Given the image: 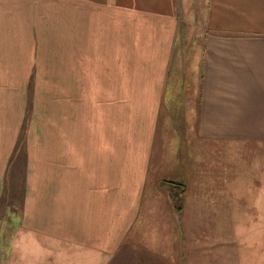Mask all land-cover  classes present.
<instances>
[{
  "label": "crops",
  "instance_id": "1",
  "mask_svg": "<svg viewBox=\"0 0 264 264\" xmlns=\"http://www.w3.org/2000/svg\"><path fill=\"white\" fill-rule=\"evenodd\" d=\"M172 131L185 140L192 175L170 186L176 209L191 210L192 225L196 208L210 225L217 211L225 223L238 212L254 226L242 240L258 242L264 0H0V181L9 171L10 183L19 181L6 192L17 193L19 231L60 243L15 252L12 263L168 261L157 238L137 250L130 236L147 180L164 168L154 164L158 140L175 141ZM199 149L223 170L207 171ZM233 149L240 155H225ZM245 157L256 165L237 179L226 163ZM160 179L153 192L162 206ZM246 253L259 264V251Z\"/></svg>",
  "mask_w": 264,
  "mask_h": 264
},
{
  "label": "rangeland",
  "instance_id": "2",
  "mask_svg": "<svg viewBox=\"0 0 264 264\" xmlns=\"http://www.w3.org/2000/svg\"><path fill=\"white\" fill-rule=\"evenodd\" d=\"M192 8L193 13L199 16V12L196 11L194 6ZM179 14L180 17H182L180 9ZM170 133L172 134H169V138H173L175 141L166 140L165 138L167 142H164V139L158 140L159 153L156 156V161L159 163L155 162L154 164H161L164 168L159 173H156L155 168H153L147 180V201L143 205L141 220H139V224L135 226L130 236V242H134L138 250L140 247H146L147 242L155 246L154 240L157 238L159 242L158 245H165V253L170 257L164 264H192L193 262L194 264H255L247 257L246 251L249 250L254 252L259 251V264H264V210L259 211V241L249 242L243 241L241 237L247 233L246 231L253 229L254 226H247L245 223L247 220L242 221L239 217L236 218L238 212H232V223H225L224 211H217L215 214L216 220L214 219V223L210 225L208 211L196 208L197 211H200V219L198 220V224L192 225L191 219H193L195 215L191 217V210L185 211L184 216V214L176 209V196L171 193L170 186L176 187L180 182H187L189 180L186 175L189 174L191 177L192 175L190 168L186 165L187 155L185 151H187V149L186 144L184 146L185 140H180L179 135H177L175 131ZM161 142L164 143L161 145ZM197 153V158L201 162V165L209 166L206 169L207 171L212 168L210 164L213 166L220 165L222 169L223 164L211 162L208 156L209 154L203 153V149H199ZM223 153L224 150L222 148V154ZM229 154H231V156L240 155V151L233 149L231 152L228 151L225 155ZM259 154H264L263 150L259 149ZM244 161L245 162H240L239 159H233V162L226 163L228 166L227 170H230L231 175L237 179L242 178L240 176V173H242L240 168L243 165L249 168L250 166L256 165V162L252 159L251 162H248V157H245ZM201 173L206 174L202 170ZM156 174L161 178L159 182L163 187L161 190L164 191V198H167V201L165 204H162V206H160L161 204L158 201V197H154L155 195L153 192V182ZM216 176L212 177L216 185L222 183V178H216ZM254 176H256V173ZM0 182L2 192L0 199V264H15L11 262L12 259L10 258V255L12 256L15 252L26 253L27 251H36V249L59 250L60 243L58 242L50 244L41 238L33 239L32 236L23 234L19 231V226L15 223L18 216V204L16 203L15 197L17 193H6L7 191H11L13 186H17V182L19 181H16V184L12 185L10 183L11 176L9 171V177L4 180L1 179ZM4 182L5 190H3ZM259 190H264V163L261 162H259ZM236 191L239 192L237 188ZM160 193L159 191V194ZM205 196L207 197V195ZM149 202L152 205L151 208H149ZM7 205H10V207L7 208ZM147 213V219L150 220V222L143 219ZM182 219L184 220L181 224ZM165 222H167L166 225ZM145 225L149 229L141 232L140 230H142ZM191 235L194 236V250H192L193 248L189 245V243L191 244ZM140 237L143 238L141 239ZM185 241L188 243V248L186 247ZM164 247L162 250L159 247L158 252L164 251ZM63 248L76 251L70 246H64ZM182 252L183 254H181ZM5 255L8 256L5 258ZM74 258H77V256L72 255V257H70V264H78L79 258ZM20 260L23 261L24 259ZM121 263L132 264L133 261L128 257V259H122Z\"/></svg>",
  "mask_w": 264,
  "mask_h": 264
}]
</instances>
